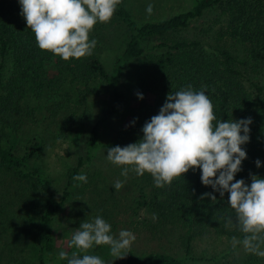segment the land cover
Returning a JSON list of instances; mask_svg holds the SVG:
<instances>
[{
  "label": "trees",
  "instance_id": "16d2710c",
  "mask_svg": "<svg viewBox=\"0 0 264 264\" xmlns=\"http://www.w3.org/2000/svg\"><path fill=\"white\" fill-rule=\"evenodd\" d=\"M130 1L121 0L111 20L98 22L89 33V40L97 41L91 55L64 61L38 47L19 0H0V240L13 250L24 245L20 253L25 257L15 264H67L56 251V219L77 188L74 176L84 174L102 146V121L87 128V100L103 86L111 95V113L121 120L110 148L138 142L168 94L190 85L211 100L214 126L251 118L249 142L241 145L246 159L233 182L243 179L250 185L253 175L264 179V0H196L188 11L143 24L133 19ZM112 25L124 29L126 37L108 71L101 51ZM44 119H61L60 136L84 140L83 154L58 190L30 164L41 155L42 143L31 139L17 149L21 129ZM201 175L199 168L190 169L158 188L145 173L139 176L141 188L131 208L134 216L141 211L152 216L153 235L170 228L182 231L183 257L126 250L123 259H115L106 245L86 253L74 247L63 252L69 258L73 252L95 255L104 264H187L197 238L242 240L229 193L220 197L202 183ZM255 256L248 264H264V257Z\"/></svg>",
  "mask_w": 264,
  "mask_h": 264
},
{
  "label": "clouds",
  "instance_id": "9594fccd",
  "mask_svg": "<svg viewBox=\"0 0 264 264\" xmlns=\"http://www.w3.org/2000/svg\"><path fill=\"white\" fill-rule=\"evenodd\" d=\"M19 3L38 47L68 61L92 54L97 41H90L89 33L98 22L111 20L121 0H19ZM146 11L151 14L153 6L149 4ZM215 119L213 104L205 91H193L189 85L185 90L168 94L159 114L143 126V136L138 142L108 149L107 160L116 166H126L121 173L124 177L130 171L137 176L151 174L158 188L170 185L174 178L190 169L199 168L205 186L210 185L220 197L229 193L228 203L235 211V223L244 234L242 240L232 238L233 248L242 244L246 252L264 257L261 249L264 244V179L253 175L250 185L243 179L233 182L246 159L241 145L249 142L251 118L219 121L214 126ZM256 166L260 167L259 160ZM74 180L86 183L87 176L78 174ZM122 187L123 182H115L117 191ZM205 195L216 200L211 193ZM226 219V226H232L233 220ZM110 233V224L97 216L91 222L80 224L69 246L86 253L93 246L107 245L112 257L123 259L136 237L127 230H121L118 238ZM59 257L67 259V264H104L98 256L84 254L81 257L78 252H73L69 258L61 251Z\"/></svg>",
  "mask_w": 264,
  "mask_h": 264
},
{
  "label": "rangeland",
  "instance_id": "374dc122",
  "mask_svg": "<svg viewBox=\"0 0 264 264\" xmlns=\"http://www.w3.org/2000/svg\"><path fill=\"white\" fill-rule=\"evenodd\" d=\"M195 2L196 0H131L127 7L133 19L143 24L158 22L188 11ZM149 4L153 6L151 14L146 11ZM96 26L98 25L96 24L94 28ZM105 34L106 37L102 40L104 43L101 60L110 71L115 58L122 50L126 33L124 29L112 25L107 27ZM112 103L111 95L104 86L87 100L89 111L87 128L97 121H102L100 127L102 146L84 172L87 182L79 181L64 210L57 216L54 231L56 251L71 248L69 246L71 237L79 229L80 224L85 221L91 222L100 216L110 224V234L115 238H118L121 230L130 231L135 235V241L127 249L135 254L163 252L183 257L181 248L183 232L170 228L165 233L159 232L155 235L150 233L152 216L142 211L134 216L131 211L133 201L141 188L139 176L130 171L128 176L124 177L121 173L126 166H116L107 160V150L116 142L121 123L120 118L111 113ZM57 120L61 122V119ZM59 121L51 122L50 119H44L24 126L18 134L17 143L18 150H22L31 139L42 143L41 155L30 164L33 168L43 171L55 190L61 189L66 183L69 170L83 154L84 143V140L73 141L71 135L60 136ZM118 180L123 182V187L117 191L114 184ZM23 246L17 250L9 249L0 240V264H15L21 261L25 257L20 253ZM106 248L110 247L106 245ZM261 249L263 250L262 247ZM191 257L187 264H248L254 263L253 258H256L255 254L246 252L242 244H237L233 248L232 240L209 236L193 241Z\"/></svg>",
  "mask_w": 264,
  "mask_h": 264
}]
</instances>
